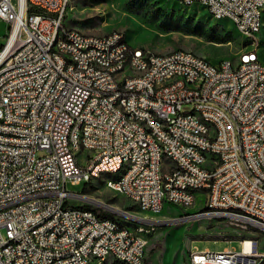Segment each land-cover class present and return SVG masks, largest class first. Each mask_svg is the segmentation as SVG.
Returning a JSON list of instances; mask_svg holds the SVG:
<instances>
[{"label": "built area", "instance_id": "built-area-1", "mask_svg": "<svg viewBox=\"0 0 264 264\" xmlns=\"http://www.w3.org/2000/svg\"><path fill=\"white\" fill-rule=\"evenodd\" d=\"M201 5L214 19L235 23L258 37L264 0H171ZM71 0H0L8 25L0 45V264H89L99 258L147 262V239L121 222L88 210L67 186L92 183L120 162L136 167L119 183L141 213L204 208L161 227L197 218L225 216L243 229L264 232V64L259 49L244 48L227 63L177 57L121 46L124 33L85 39L64 21ZM29 21L28 29L21 22ZM56 33L78 42L69 59L52 46ZM20 50L19 58L12 51ZM131 63V71H124ZM141 69L150 77L137 80ZM178 72L174 85L159 77ZM202 112V119H194ZM164 118V126H157ZM85 153V163L74 152ZM211 154L219 163H211ZM176 156L182 170L169 167ZM65 180L64 199L44 197ZM111 185H105L106 188ZM171 212H174L173 210ZM145 224H148L146 222ZM240 251L190 252L189 264H259L258 242Z\"/></svg>", "mask_w": 264, "mask_h": 264}, {"label": "rangeland", "instance_id": "rangeland-1", "mask_svg": "<svg viewBox=\"0 0 264 264\" xmlns=\"http://www.w3.org/2000/svg\"><path fill=\"white\" fill-rule=\"evenodd\" d=\"M170 22L181 28L187 25L200 26L204 36L171 29L174 26ZM64 26L96 37L120 31L134 49L142 48L156 54L187 50L212 63L234 58L253 44L238 33L235 24L230 20L217 21L201 5L184 6L171 0H71ZM8 32V25L0 21V45L6 43ZM257 39L259 43L256 41V44L261 47L259 54L264 64V21ZM247 42L249 44L246 46ZM77 160L81 164L85 163L83 151L77 153ZM167 164L170 167L169 161ZM116 177L106 173L92 183H82L79 186L69 184L67 190L88 198H83L84 205L100 208L90 202L93 199L117 211L149 221H177L181 215L197 214L204 208L201 203L203 195L198 194L196 205L186 212L167 206L163 214L158 216L148 211L141 213L138 205L105 187L107 180ZM104 211L112 213L105 209ZM112 214L133 231L144 229L143 236L149 241V264H188L190 252L206 249L220 251L231 248L240 251L239 242L244 240L257 241L259 253L264 254V232L252 228L243 229L241 225L230 220L204 217L154 228L151 223L145 224L121 214ZM259 264H264V258Z\"/></svg>", "mask_w": 264, "mask_h": 264}, {"label": "bare ground", "instance_id": "bare-ground-1", "mask_svg": "<svg viewBox=\"0 0 264 264\" xmlns=\"http://www.w3.org/2000/svg\"><path fill=\"white\" fill-rule=\"evenodd\" d=\"M23 4H26V7H34V0H21ZM213 17V16H211ZM214 18V17H213ZM217 21L221 20H227V19H216ZM263 21H261V30L263 28ZM4 22V21H1ZM232 22V21H231ZM234 23V22H233ZM235 24V23H234ZM236 26V25H235ZM29 28V21H22L21 22V29H28ZM236 29L238 33L243 36L247 41H252L253 44L251 47L257 46V42L259 43V40L257 37H248L245 31H240L239 28L236 26ZM83 37L85 39H93L96 38V36H89L86 34H83ZM257 41V42H256ZM126 37L123 35L121 37V46H128ZM52 46L55 50H59V58L60 59H69L70 58V51L68 50H62V46L69 49H78V42H72L70 38H64V33H56V36L52 38ZM148 51V50H147ZM150 52V51H149ZM153 53V52H150ZM156 54V53H155ZM180 54V51H175L171 53L163 54V59H170V57H177ZM188 54H192L188 52ZM194 55V54H193ZM20 57V50H13L12 51V58H19ZM196 59H204L201 57H198L194 55ZM230 62V59L223 60L219 63H227ZM7 71V63H0V80L3 76V74ZM124 71H131V63H124ZM150 77V69H141L137 73V80L138 81H145L147 78ZM178 81V72H170L166 76H160L159 77V86H167V85H174ZM194 119H202V112H194ZM157 126H164V118H157ZM0 139H7V132L6 131H0ZM77 153L74 152V161L77 160ZM167 161L170 162V167H175V170H182V163H177V157L176 156H167ZM211 163H219V155L218 154H211ZM136 167V159H128L126 161H122L119 163L117 168L115 170H107L106 173H110L113 175H116L117 177L114 179H109L106 181V185H111V183H119L122 181V179L131 171L134 170ZM65 187V180H57V189H51V188H42V195L44 197H55V199H64V190ZM111 191L115 192L116 194H121V187L118 185H111L108 187ZM132 201V195H121ZM85 198L82 195V200ZM86 199V198H85ZM88 200V198L86 199ZM101 203V202H99ZM197 199L193 200V207L196 205ZM103 204V203H101ZM138 205V204H136ZM109 210L115 211L118 214L123 215L120 211H117L116 209H113L110 206L106 207ZM148 211L156 216L163 214L164 211H155V210H145ZM144 212V211H143ZM127 216V215H123ZM216 218L219 219H226L225 216H216ZM140 221H143L144 223L148 222L151 224H158L163 223L161 221H149L145 219H140ZM126 230H132L126 227ZM138 238L139 239H145L143 236V230H138ZM231 243V242H230ZM240 243V242H239ZM241 245V244H240ZM242 249V246H241ZM225 250H232L231 248L225 249ZM236 251V250H232ZM89 264H131L130 258L126 256H118L116 257V260L106 259V258H99L95 262H90Z\"/></svg>", "mask_w": 264, "mask_h": 264}, {"label": "trees", "instance_id": "trees-1", "mask_svg": "<svg viewBox=\"0 0 264 264\" xmlns=\"http://www.w3.org/2000/svg\"><path fill=\"white\" fill-rule=\"evenodd\" d=\"M174 22H170V24H172L174 27H171V29H175V30H183V31H186L188 33H192V34H196L198 36H204V32H203V28L200 27V26H193V25H187L186 27L184 28H181L179 27L178 25L176 24H173ZM249 44V42L246 43V46ZM212 63V62H211ZM213 64H217V63H213ZM86 209L88 210H93V211H96V212H99L101 213V215L104 217V218H107V219H111V220H116L118 221L116 218V215L112 214V213H108L106 211H104V209H101V208H96L94 206H91V205H86L85 206Z\"/></svg>", "mask_w": 264, "mask_h": 264}, {"label": "water", "instance_id": "water-1", "mask_svg": "<svg viewBox=\"0 0 264 264\" xmlns=\"http://www.w3.org/2000/svg\"><path fill=\"white\" fill-rule=\"evenodd\" d=\"M90 202H91L92 204H94V205L100 207V208H103V209L108 210V211H110V212H112V213L118 214V213L115 212V211H112V210L107 209V208H106V207H107L106 204H101V203H99V201H97V200H93V199H91ZM113 209H114V208H113ZM121 213H123V215H127V216H124V217L129 218L130 220H137V221H139V218H138V217H135V216L129 215V214L125 213V212H121ZM118 215H120V214H118Z\"/></svg>", "mask_w": 264, "mask_h": 264}, {"label": "crops", "instance_id": "crops-1", "mask_svg": "<svg viewBox=\"0 0 264 264\" xmlns=\"http://www.w3.org/2000/svg\"><path fill=\"white\" fill-rule=\"evenodd\" d=\"M226 249H228V248H226ZM206 250H209V249H206ZM189 260H190V254H189L188 264H189Z\"/></svg>", "mask_w": 264, "mask_h": 264}]
</instances>
